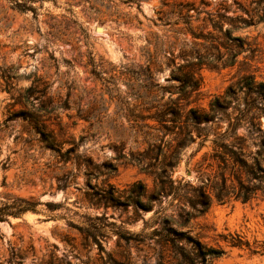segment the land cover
I'll use <instances>...</instances> for the list:
<instances>
[{
    "label": "rangeland",
    "instance_id": "rangeland-1",
    "mask_svg": "<svg viewBox=\"0 0 264 264\" xmlns=\"http://www.w3.org/2000/svg\"><path fill=\"white\" fill-rule=\"evenodd\" d=\"M263 6L260 0H0V257L14 245L25 250L20 264H33L55 245L73 264H101L94 240L116 260L126 257L128 240L138 264L154 263L164 249L146 237L159 226L156 218L189 205L170 195L150 210L126 203L138 189L134 182L153 187L152 172L169 150L158 139L150 144L160 126L150 115L158 99L177 97L171 91L186 70L200 87L189 105L179 102L183 110L208 109L244 72L264 79ZM242 19L251 23L243 26ZM231 26L241 40L226 37ZM236 51V62L224 66ZM198 58L200 66L178 68ZM200 140L180 151L169 171L175 183L181 177L200 183L197 165L212 151L210 139ZM19 198L37 204L13 213ZM184 228L223 248L217 264H264V198L213 202ZM236 235L248 245L233 246Z\"/></svg>",
    "mask_w": 264,
    "mask_h": 264
},
{
    "label": "trees",
    "instance_id": "trees-1",
    "mask_svg": "<svg viewBox=\"0 0 264 264\" xmlns=\"http://www.w3.org/2000/svg\"><path fill=\"white\" fill-rule=\"evenodd\" d=\"M260 2L264 3V0ZM262 9L264 12V6ZM242 21L243 26L251 23L246 19ZM236 27L231 26L224 30L228 39L241 40L240 36H232L230 33V30ZM238 53L230 52L229 58L223 62V65H233ZM203 63L200 58L187 59L178 68L184 64L193 67V64L200 66ZM180 82L177 90H170L171 94L177 93V97L164 103H160L158 99L159 108L150 115L160 123V126L156 128V134L150 137V144L158 139L166 142L169 148L163 155L159 169L152 172L153 187L147 190L141 182H134L132 187L138 189L134 195L128 196L126 203L132 204L135 208L150 210L154 203H159L170 195L171 198L189 205L187 208L182 205L176 215H161L156 218L159 226L154 227L146 237L151 242L160 244L164 249L157 252L154 263L144 264H217L216 259L224 253L223 248L203 242L199 236L192 234L190 228H184V225L191 218L207 212L213 202L248 203L264 198V129L261 127L262 117H264V79H258L254 73L244 72L232 80L222 93L210 99L208 109L189 106L186 110H183L179 102L185 100V104L189 105V97L193 93H198L200 79L191 69L184 72ZM223 123H226V127L221 129ZM238 127H243L244 130L238 132ZM193 131L196 137H201L200 145L206 139H210L212 144L211 153L208 157H203L202 162L197 165L200 183L196 186L182 177L175 183L176 180L169 172L177 162L180 151L196 139ZM171 134L172 138L165 139L166 135ZM43 141L46 145L53 147V142H49L48 137L43 138ZM142 195L146 196L143 202ZM110 199L105 203L113 201L112 198ZM18 201L13 213L34 209L37 204V201L23 198H19ZM48 204L56 205L53 202ZM3 213L4 208L1 207L0 220ZM143 239L142 237L133 240L140 243L144 241ZM84 241V246H89L88 237L85 236ZM94 241L101 264H138L130 255L128 240L125 241L128 252L126 257L120 260L111 258L110 252L106 251L98 240ZM230 241L233 246L248 245L239 235L232 236ZM9 248V256L0 257V264L22 263V258L19 257H23L25 250L14 245H10ZM56 248L53 245L47 258L33 260V264H73L65 255L59 256ZM103 252L107 256L105 259Z\"/></svg>",
    "mask_w": 264,
    "mask_h": 264
},
{
    "label": "water",
    "instance_id": "water-1",
    "mask_svg": "<svg viewBox=\"0 0 264 264\" xmlns=\"http://www.w3.org/2000/svg\"><path fill=\"white\" fill-rule=\"evenodd\" d=\"M99 28H100V27H99ZM187 174H189V172H188Z\"/></svg>",
    "mask_w": 264,
    "mask_h": 264
},
{
    "label": "bare ground",
    "instance_id": "bare-ground-1",
    "mask_svg": "<svg viewBox=\"0 0 264 264\" xmlns=\"http://www.w3.org/2000/svg\"><path fill=\"white\" fill-rule=\"evenodd\" d=\"M99 29H101V28H99Z\"/></svg>",
    "mask_w": 264,
    "mask_h": 264
}]
</instances>
